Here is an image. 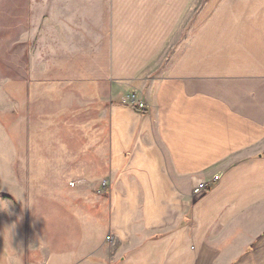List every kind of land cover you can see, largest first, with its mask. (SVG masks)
<instances>
[{"label":"crops","instance_id":"0c3cea01","mask_svg":"<svg viewBox=\"0 0 264 264\" xmlns=\"http://www.w3.org/2000/svg\"><path fill=\"white\" fill-rule=\"evenodd\" d=\"M16 4L62 83L29 99L44 182L28 212L2 202L0 264H264V0ZM104 183L87 244V191L98 208Z\"/></svg>","mask_w":264,"mask_h":264},{"label":"rangeland","instance_id":"374dc122","mask_svg":"<svg viewBox=\"0 0 264 264\" xmlns=\"http://www.w3.org/2000/svg\"><path fill=\"white\" fill-rule=\"evenodd\" d=\"M19 0H0V209L6 204L7 214L12 215L13 204L25 202L23 209L27 212L30 208V199L34 192L31 191L32 183L42 179L31 174L29 153L31 150H45L46 142L31 141V109L30 97L45 98L42 94L49 86H60L62 79L46 78L52 65L37 60V51L40 48L25 46L24 40L29 35L28 28L20 23V15L16 14L15 6ZM200 3V0H199ZM190 15H188L189 17ZM18 17V22L16 18ZM200 18L194 23L197 24ZM28 37V36H27ZM28 39V38H27ZM45 52V48L42 49ZM172 41L165 53L172 54ZM44 56V55H43ZM36 95H29V90ZM19 92L26 94L20 95ZM38 105L32 108L41 112L47 105L44 100H39ZM50 106L48 105V109ZM40 116V114H39ZM41 119V118H39ZM72 186L75 183L71 184ZM102 186V204L94 208L93 193L87 191L86 217L87 244L93 239L94 229L103 230L107 216L108 191ZM196 198V196H195ZM76 211V210H75ZM80 213L81 210H80ZM103 227V228H102ZM97 264V262H95Z\"/></svg>","mask_w":264,"mask_h":264},{"label":"built area","instance_id":"2783aa9c","mask_svg":"<svg viewBox=\"0 0 264 264\" xmlns=\"http://www.w3.org/2000/svg\"><path fill=\"white\" fill-rule=\"evenodd\" d=\"M129 104L132 105V106L137 107L139 110H144L145 109V104L140 102V101H138L136 96H134V95L130 97ZM218 179L219 178L216 176L213 181H217ZM209 185H210V182H200V183H198L197 186L193 190V194L195 196H198V195L204 193L207 190V188L209 187ZM104 187H107V183H104Z\"/></svg>","mask_w":264,"mask_h":264}]
</instances>
